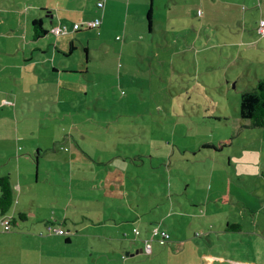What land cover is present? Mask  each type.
Wrapping results in <instances>:
<instances>
[{"label":"rangeland","instance_id":"obj_1","mask_svg":"<svg viewBox=\"0 0 264 264\" xmlns=\"http://www.w3.org/2000/svg\"><path fill=\"white\" fill-rule=\"evenodd\" d=\"M262 20L264 0H146L127 38L91 40L87 97L20 122L42 166L55 146L61 157L73 146V196L66 211L56 204L70 219L56 234L69 263L94 251L91 264H192L194 242L203 264L248 253L264 264V128L240 116L243 93L264 78ZM227 141L221 153L203 148ZM89 210L102 211L93 224L82 221ZM235 222L240 231L224 232Z\"/></svg>","mask_w":264,"mask_h":264},{"label":"crops","instance_id":"obj_2","mask_svg":"<svg viewBox=\"0 0 264 264\" xmlns=\"http://www.w3.org/2000/svg\"><path fill=\"white\" fill-rule=\"evenodd\" d=\"M145 2L0 0V179L9 177L15 190L12 208L6 215L0 213V264H71L63 254L60 234L50 232L49 228L63 230L70 221L67 215L61 216V207L64 206L66 211L69 207L67 202L73 196L69 175L73 178L75 170L73 167L72 172L67 170V166H73L75 160L73 146L69 150H62V157L57 151L59 146H55V158H48L50 163L42 166L44 149L39 139L29 138L33 133L22 135L20 122L31 118L34 121L43 120L44 115L33 116L31 113L39 112L41 108L42 112L50 111L49 103L51 112L55 113L56 105H68V102L78 97H87L89 88L83 80L90 78L93 73L89 64L93 59L91 40L100 42L103 47L111 39L120 38L121 33L127 38L134 22L141 20L145 14ZM99 4L103 6L99 7ZM95 20L100 21L99 28H87V23ZM35 23L41 24L48 32L40 39L35 38ZM76 24H80V29H74ZM152 25L151 19L150 31ZM58 27H65L67 33L55 35L52 30ZM19 110L25 111L23 118H20ZM57 143L58 140L55 145ZM219 144L209 142L203 148L221 153L224 149H212ZM60 162L64 170L58 167ZM43 185L48 192H39L44 190L43 187L39 189ZM44 197L47 201L50 199L51 203L44 202ZM59 201L61 207L56 205ZM221 204L228 206L230 198L223 199ZM101 213L100 210H89L82 221L85 223L90 220L93 224ZM24 215L28 218L22 219ZM6 220L11 222L8 231L3 226ZM72 222L74 226L79 224L75 219ZM229 224L232 223H227L226 227ZM224 232L228 233L227 228ZM75 233H78L76 229ZM72 241V237L68 236L64 245L69 246ZM189 245H193L195 251L192 264H203L200 246L194 242ZM171 247L176 248V243L171 244ZM178 253L175 252V255ZM139 255H134V259ZM91 256L89 264L95 259L94 251H91ZM225 257L231 260V264H254L250 253L247 258ZM73 259L74 264H77V260ZM184 263L187 264V260Z\"/></svg>","mask_w":264,"mask_h":264},{"label":"trees","instance_id":"obj_3","mask_svg":"<svg viewBox=\"0 0 264 264\" xmlns=\"http://www.w3.org/2000/svg\"><path fill=\"white\" fill-rule=\"evenodd\" d=\"M152 9L148 13V21L151 25ZM37 29L35 33V38L40 39L45 36L48 32L43 29L41 24L35 23ZM240 116L244 121H247L251 128H264V78L257 81V85L252 89L247 90L243 93L241 98V111ZM231 145L230 141L221 143L218 146L213 147L212 149H217L218 151L229 148ZM206 147H210L206 145ZM0 213L1 215H6L9 210L12 208L14 203V194L15 190L11 183L9 182V177H4L0 179ZM22 219L28 218L24 215ZM227 230L236 232L241 229L240 223H233L227 225Z\"/></svg>","mask_w":264,"mask_h":264},{"label":"built area","instance_id":"obj_4","mask_svg":"<svg viewBox=\"0 0 264 264\" xmlns=\"http://www.w3.org/2000/svg\"><path fill=\"white\" fill-rule=\"evenodd\" d=\"M103 6V4H99V7H102ZM99 26H100V21H92V22H89V23H87V28H93V29H98L99 28ZM74 29L75 30H78V29H80V24H76L75 26H74ZM53 31V33L55 34V35H61V34H66L67 33V29L65 28V27H58V28H55L54 30H52ZM259 32L261 33V35H263L264 36V21H261L260 22V26H259ZM10 224H11V222H10V220H6V221H4V224H3V226H4V229L6 230V231H8L9 229H10ZM49 231L50 232H56V233H59L60 235H62V234H64V232H62L61 230H57V229H55V228H52V227H50L49 228ZM157 232V231H156ZM136 234H139L138 232H136ZM167 239H169V236L168 235H165V240H167ZM149 250H150V248H151V246L149 245V244H147V246H146Z\"/></svg>","mask_w":264,"mask_h":264},{"label":"water","instance_id":"obj_5","mask_svg":"<svg viewBox=\"0 0 264 264\" xmlns=\"http://www.w3.org/2000/svg\"><path fill=\"white\" fill-rule=\"evenodd\" d=\"M138 253V252H137Z\"/></svg>","mask_w":264,"mask_h":264}]
</instances>
